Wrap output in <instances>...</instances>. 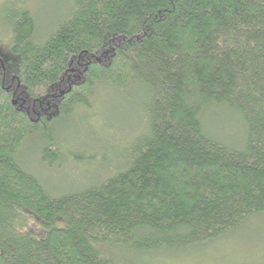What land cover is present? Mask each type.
Listing matches in <instances>:
<instances>
[{
	"label": "trees",
	"instance_id": "16d2710c",
	"mask_svg": "<svg viewBox=\"0 0 264 264\" xmlns=\"http://www.w3.org/2000/svg\"><path fill=\"white\" fill-rule=\"evenodd\" d=\"M26 1L1 19L0 264H135L264 214V0H72L39 39ZM100 84L145 87L147 127L106 178L54 197L15 158L39 137L57 166V122ZM213 106L245 125L241 148L208 135Z\"/></svg>",
	"mask_w": 264,
	"mask_h": 264
},
{
	"label": "rangeland",
	"instance_id": "374dc122",
	"mask_svg": "<svg viewBox=\"0 0 264 264\" xmlns=\"http://www.w3.org/2000/svg\"><path fill=\"white\" fill-rule=\"evenodd\" d=\"M71 3L72 0L26 1L25 7L36 20L38 39L61 18ZM11 4L12 0H0L2 45L6 44V37L2 38L5 34L2 14ZM148 101L147 89L141 85L118 90L100 84L88 109H80L76 116L57 122L55 143L63 153L57 166L51 168L41 164L45 142L39 137L27 139L16 162L54 197L96 185L122 164L131 142L145 131L144 105ZM202 125L219 143L235 149L242 147L245 125L234 111L222 106L210 107L203 113ZM73 155L80 156L81 162H74ZM93 156L96 162L89 160ZM124 260L135 264H264V214L249 219L233 234L203 247L173 254L155 253L141 260L127 256Z\"/></svg>",
	"mask_w": 264,
	"mask_h": 264
}]
</instances>
